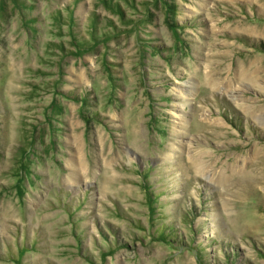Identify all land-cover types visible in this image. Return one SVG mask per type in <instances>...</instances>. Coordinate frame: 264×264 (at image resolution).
Instances as JSON below:
<instances>
[{
    "label": "rangeland",
    "instance_id": "rangeland-1",
    "mask_svg": "<svg viewBox=\"0 0 264 264\" xmlns=\"http://www.w3.org/2000/svg\"><path fill=\"white\" fill-rule=\"evenodd\" d=\"M0 264H264V0H0Z\"/></svg>",
    "mask_w": 264,
    "mask_h": 264
},
{
    "label": "bare ground",
    "instance_id": "bare-ground-1",
    "mask_svg": "<svg viewBox=\"0 0 264 264\" xmlns=\"http://www.w3.org/2000/svg\"><path fill=\"white\" fill-rule=\"evenodd\" d=\"M210 180V178H208Z\"/></svg>",
    "mask_w": 264,
    "mask_h": 264
}]
</instances>
